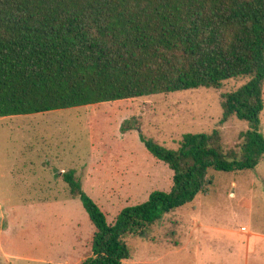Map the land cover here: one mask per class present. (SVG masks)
<instances>
[{
    "label": "trees",
    "instance_id": "obj_1",
    "mask_svg": "<svg viewBox=\"0 0 264 264\" xmlns=\"http://www.w3.org/2000/svg\"><path fill=\"white\" fill-rule=\"evenodd\" d=\"M224 124H249L237 150L220 132L186 134L168 150L140 136L172 172L168 192L154 191L108 223L75 171L62 175L94 228L80 264H122L127 240L163 214L208 192V171L254 170L264 157V0H0V118L27 116L198 89L220 90ZM127 130L130 127H126Z\"/></svg>",
    "mask_w": 264,
    "mask_h": 264
},
{
    "label": "rangeland",
    "instance_id": "obj_2",
    "mask_svg": "<svg viewBox=\"0 0 264 264\" xmlns=\"http://www.w3.org/2000/svg\"><path fill=\"white\" fill-rule=\"evenodd\" d=\"M247 82L248 78H237L224 82L220 90L0 118V264H80L91 255L87 241L93 226L81 202L69 197L56 176L61 170L75 171L86 195L112 223L122 209L142 204L152 192H168L172 186V172L148 153L140 136L175 151L186 134L218 130L224 150H237L240 134L249 124L236 117L220 123L221 95ZM259 128L264 136V107ZM207 177L211 186L206 194L163 214L143 235L127 240L131 258L122 264H199L195 252L208 231L195 232L192 246L179 251L193 221L225 229L233 213L242 217L246 201L251 202L254 216L264 215V157L253 171H208ZM241 180L246 188H232ZM233 190L239 200H230ZM37 199L47 202L32 208V203L39 204ZM241 217L229 225L233 230L243 225ZM223 238H218L220 245L215 248L219 256L207 257L205 264L213 259V264H228Z\"/></svg>",
    "mask_w": 264,
    "mask_h": 264
},
{
    "label": "crops",
    "instance_id": "obj_3",
    "mask_svg": "<svg viewBox=\"0 0 264 264\" xmlns=\"http://www.w3.org/2000/svg\"><path fill=\"white\" fill-rule=\"evenodd\" d=\"M65 172L67 171L61 170L59 175L56 176H59V178H61V182L64 189L68 190L66 185L62 181V175ZM76 176L78 175L76 174ZM243 181L244 180H241L232 188L243 190L247 186V184H242ZM231 196L232 197H230V200H237V199L239 200V194L235 193L234 190L231 192ZM37 200L38 201L35 202L39 204L36 206V204L32 203L31 204L32 208L40 207L43 202H47L46 200H42V199H37ZM246 202H247V207L243 209L244 213L242 217L239 216L240 214L238 213L235 214L233 213L231 217L232 218L231 223L229 224V225L235 224L236 221L240 219L239 217H241L243 225L240 227L238 231L233 230V228H231L229 225H226L225 229H221L212 226L206 227L205 224L202 225L201 223L199 224V223H195L196 221L195 222L193 221L192 230L189 233L188 239H186V242L184 244L179 246L180 247L179 251L183 252L188 250V248L192 246V235L194 234L195 236V232L200 231V229H202L208 231L206 232L207 233L206 236L208 237L206 238L203 244H198L199 245L198 247L195 244V246L197 247L195 256H197V258H200L198 260L199 264H205L206 262H208L207 261L208 259L207 260L205 259L207 257L209 258V256L211 257L219 256L220 251L215 248L218 247V245H220V243L218 242V238H221V236L222 237L224 236L223 239H225L226 241L223 250L226 254V262L228 264H264V215L254 216L253 206L251 202L248 201ZM210 231H212V233L214 232L215 235H209L211 234ZM2 235L3 232L2 230H0V240L2 238ZM87 246H89V240L87 241ZM213 260L209 264H213Z\"/></svg>",
    "mask_w": 264,
    "mask_h": 264
}]
</instances>
